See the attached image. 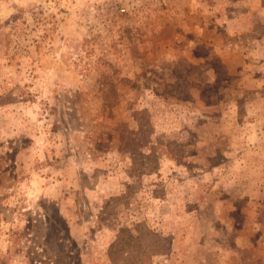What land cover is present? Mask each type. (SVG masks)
<instances>
[{"label":"rangeland","instance_id":"rangeland-1","mask_svg":"<svg viewBox=\"0 0 264 264\" xmlns=\"http://www.w3.org/2000/svg\"><path fill=\"white\" fill-rule=\"evenodd\" d=\"M121 229L264 264V0H0V264H124Z\"/></svg>","mask_w":264,"mask_h":264},{"label":"trees","instance_id":"trees-1","mask_svg":"<svg viewBox=\"0 0 264 264\" xmlns=\"http://www.w3.org/2000/svg\"><path fill=\"white\" fill-rule=\"evenodd\" d=\"M125 232H127L124 229H121L119 231V234L117 235V238L115 239V241H113V243H111L109 249H108V256L110 258L111 261H118V257L116 256L117 254H119V256H121L124 264H141V262H143V258H135V259H130L128 256V253L126 252V246L128 244V242L132 239V237L130 236V233H128L127 235V239L126 237H122V234H125ZM150 235H152L150 233ZM153 236V235H152ZM145 264H149L148 262H145Z\"/></svg>","mask_w":264,"mask_h":264}]
</instances>
